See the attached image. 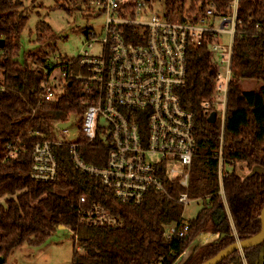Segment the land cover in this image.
<instances>
[{"label":"trees","instance_id":"obj_1","mask_svg":"<svg viewBox=\"0 0 264 264\" xmlns=\"http://www.w3.org/2000/svg\"><path fill=\"white\" fill-rule=\"evenodd\" d=\"M62 1L60 8L68 5L74 11L88 2ZM233 1L164 0L163 5L167 11L193 19L211 7L218 13H227ZM23 8V0H0V39L5 40L0 50V199L8 197L6 204L0 205L3 264L23 243L40 246L60 227L74 233L80 249L75 245L72 264H177L200 236L223 233L221 238L205 243L186 262L205 264L232 244L253 241L261 234L264 176L254 172L241 178L236 165L264 167V87L250 92L242 89L245 80L264 82V0H239L238 4L222 142V183L217 154L221 120L210 124L201 108L215 91L218 68L212 63L208 41L187 51L186 83L178 90V98L182 108L194 115L196 149L186 192L192 200L203 201L199 216L188 221L177 202L184 191L177 181L163 179L166 193L150 190L138 206L123 204L110 188L74 165L67 145L54 147L57 181L43 183L32 179L37 141L52 138L54 124L68 123L71 115L81 117L82 124L85 106L81 86L75 82H68L57 102L41 99L42 83L53 68L48 57L39 51L28 56L30 65L17 61L19 35L29 20ZM36 36L40 44H47L54 37L46 21L38 22ZM77 143L86 164L104 167L112 150L109 138L98 134L91 142L81 135ZM11 149L17 152L15 157L9 156ZM81 197L106 208L122 226L99 228L83 223L79 216ZM226 205L232 223L226 215L217 224L216 216L226 210ZM171 226H176L179 233L168 238L166 229ZM262 251L264 240L232 252L219 264H258Z\"/></svg>","mask_w":264,"mask_h":264},{"label":"built area","instance_id":"obj_2","mask_svg":"<svg viewBox=\"0 0 264 264\" xmlns=\"http://www.w3.org/2000/svg\"><path fill=\"white\" fill-rule=\"evenodd\" d=\"M87 1L85 5L91 11L105 15L106 36L100 41L89 39L86 47L92 49L94 43H101L102 51L91 55L85 50L76 58L67 57L51 65L53 70L42 83L40 95L44 102H57L68 82L80 84L85 106L80 134L91 142L98 134L109 138L112 150L103 168L86 164L80 155L79 139L67 141L70 122H58L52 138L37 141L33 148L32 179L57 181L54 147L67 145L74 165L110 188L119 202L138 206L150 190L166 193L163 179H167L177 181L184 189L177 202L185 210L193 201L186 191L196 149L194 115L182 108L178 98V90L186 83L187 51L208 41L212 63L218 68L215 91L201 108L206 116L216 112L217 121L221 120L217 154L222 183V142L239 0L231 3L227 13L211 7L193 19L167 11L162 0ZM156 1L162 3V11L154 13ZM224 36H229L230 45L220 44ZM61 124L68 126L61 129ZM15 152L12 150L9 156L15 157ZM79 200L83 223L99 228L122 226L100 204L86 197ZM166 230L168 238L179 233L176 226Z\"/></svg>","mask_w":264,"mask_h":264},{"label":"rangeland","instance_id":"obj_3","mask_svg":"<svg viewBox=\"0 0 264 264\" xmlns=\"http://www.w3.org/2000/svg\"><path fill=\"white\" fill-rule=\"evenodd\" d=\"M164 2V0H162ZM23 11L28 17V23L23 32L19 35V55L17 61L21 65L31 64L28 56L35 52H42L48 57L47 61L51 65L61 62L62 59L76 58L80 54L88 51L91 55H99L102 51L101 43H94L92 49L86 47L89 39L92 41L103 40L104 26L106 25V17L104 14H97L91 11L87 5H82L78 10H73L68 5L60 8L64 2L62 0H23ZM162 11V3L156 1L154 4V13ZM152 14V13H151ZM46 21L51 26L53 39L47 44L37 42L36 26L38 22ZM220 21L217 27H220ZM88 30L93 36H87L84 31ZM221 45H230L229 36L221 37ZM225 70V67L222 68ZM3 74L0 73V81ZM264 87L263 81L254 79L245 80L242 84L243 91L250 92ZM69 138L70 141H77L81 132V117L77 115L70 116ZM257 173L264 175V167H255ZM254 173V172H253ZM6 196L0 199V205L6 204ZM203 208L202 200H193L184 210L185 221L196 219ZM230 218V216H229ZM220 221V220H219ZM221 224V222H220ZM62 229V230H61ZM61 230L51 239L40 246H32L25 242L18 249L14 250L7 257L6 264H72L74 247L78 250L79 246L73 239L74 233L69 229L60 227ZM57 230V231H58ZM214 237L205 234L201 238L194 241L184 255L178 260L177 264H185L184 262L196 252L200 247L218 237L219 233Z\"/></svg>","mask_w":264,"mask_h":264},{"label":"water","instance_id":"obj_4","mask_svg":"<svg viewBox=\"0 0 264 264\" xmlns=\"http://www.w3.org/2000/svg\"><path fill=\"white\" fill-rule=\"evenodd\" d=\"M84 34L88 35L87 31H84ZM4 46H5V40L4 39H0V50ZM209 123L210 124H216L217 123V113L216 112H212L211 116L209 117ZM66 126H68V125L61 124L59 127L62 129V128H65ZM262 211L263 212H262V216H261V221H262V227L263 228H262L261 234L258 237L254 238L253 241H245V242L238 241V242L232 244L231 246H229L226 249L222 250V252H220L214 258L206 261L205 264H219L222 261V259H224L226 256H228L229 254H231L234 251H237L238 249H242V248L255 246V245L261 243L264 240V209ZM221 214H222L223 217H225L227 215V212L223 211V212H221ZM221 234H223V233H221ZM202 236H200L199 238H201ZM192 255H190L189 258L192 257ZM189 258L184 262L185 264L189 260ZM3 263H4L3 259L0 258V264H3ZM258 264H264V251H262L260 256H259V263Z\"/></svg>","mask_w":264,"mask_h":264},{"label":"crops","instance_id":"obj_5","mask_svg":"<svg viewBox=\"0 0 264 264\" xmlns=\"http://www.w3.org/2000/svg\"><path fill=\"white\" fill-rule=\"evenodd\" d=\"M255 167H257V166H254V167H252V169H249V168L247 167L246 164H244V163H238V164L236 165V172H237V174H238L241 178H247V177L253 175V172L257 171ZM260 173H261V175H263L262 172H260ZM263 176H264V175H263ZM225 212H227V216L229 217L230 212H229V210H228V208H227V205H226V210H225ZM223 218H224V217L222 216V214H218V215L216 216V222H217L218 224H220V222L223 220ZM229 219H230V222L232 223V219H231V217H230ZM219 220H220V221H219ZM232 225H233V224H232ZM61 230H62V229H61ZM61 230L56 231V233L59 232V231H61ZM215 235H216V234H210L211 237H214ZM221 236H223V234H218V237H217L216 239H214V240H217L218 238H221ZM215 237H216V236H215Z\"/></svg>","mask_w":264,"mask_h":264},{"label":"flooded vegetation","instance_id":"obj_6","mask_svg":"<svg viewBox=\"0 0 264 264\" xmlns=\"http://www.w3.org/2000/svg\"><path fill=\"white\" fill-rule=\"evenodd\" d=\"M231 217V215H229Z\"/></svg>","mask_w":264,"mask_h":264}]
</instances>
